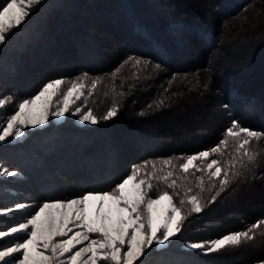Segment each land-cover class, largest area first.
<instances>
[{"label": "trees", "instance_id": "obj_1", "mask_svg": "<svg viewBox=\"0 0 264 264\" xmlns=\"http://www.w3.org/2000/svg\"><path fill=\"white\" fill-rule=\"evenodd\" d=\"M91 2L42 0L18 28L6 34L0 44V97L10 102L0 108V120L12 114L14 103L29 98L50 79L86 80L91 87L98 78L91 95L86 90L71 107V111L92 109L98 123H78V115L70 113L58 122L49 119L43 126L27 129L20 141L0 142V163L26 182L43 169L56 170L58 178L52 173L46 182L50 189L34 192L32 181L16 185L29 192L30 201L39 203L55 186L51 199H69L87 190L107 189L109 182L145 162L151 172L154 162L165 173L174 171L180 193L177 203L185 188H192L189 195L198 194L202 211L194 213L190 204L184 205L187 218L181 232L156 251L153 264L255 261L259 256L246 251V242L211 253L182 246L243 231L264 219V136L250 142L252 162L242 157L241 166L240 159L235 160L238 174H229L223 191L216 178V187H211L207 173L184 174L179 165L188 155L216 146L232 120L264 133V0ZM82 8L113 24L111 36L119 41L115 47L104 42L105 35L92 26L93 18ZM126 29L127 40L121 34ZM129 57L142 58L141 63L136 65ZM46 58L51 61L46 63ZM41 64L47 69H39ZM113 106L118 108L116 116L104 120ZM212 106L220 121L196 129L197 114H206ZM234 145L229 139L222 152L210 159L227 167L240 157ZM167 159L172 168L163 165ZM105 167L111 177L89 176ZM201 175L203 192L197 187ZM256 235L259 252L264 253V227Z\"/></svg>", "mask_w": 264, "mask_h": 264}, {"label": "snow or ice", "instance_id": "obj_2", "mask_svg": "<svg viewBox=\"0 0 264 264\" xmlns=\"http://www.w3.org/2000/svg\"><path fill=\"white\" fill-rule=\"evenodd\" d=\"M42 0H4L0 4V44L6 34L18 28L30 15V9ZM139 65L142 58L129 57ZM127 63V61H126ZM87 74H85L86 76ZM98 80V78H97ZM93 80L91 90L97 85ZM62 78L44 82L29 98L14 103L12 114L0 120V142L8 138L26 135L24 129L36 128L48 123L49 116L60 118L71 110L77 100L84 96L85 85L73 81L64 88ZM10 98L0 97V108L5 107ZM227 107V105H225ZM118 108L110 107L103 116L109 120L116 116ZM80 114V120L97 124L98 118L92 109L82 111L76 107L73 113ZM264 133L253 131L232 120L225 129L224 139L208 150L188 155L179 165L182 173L190 171L207 173L211 187H216L213 178L219 181L220 191L229 183V174L235 176V160L247 157L255 159L249 150L250 142ZM229 139L235 141V151L240 157L222 166L219 159H210L222 152ZM181 159H184L183 157ZM204 164L205 167L200 165ZM163 165L172 168L170 159ZM148 162L134 166L129 174L109 182L107 189L87 190L71 199H46L35 210L14 226L0 230V242L6 237L18 235L12 245L0 244V264H153V255L164 249L173 237L182 230L184 205H191V212L202 211L198 194L189 195L192 188H185L184 196L176 192L177 179L174 171L164 172L152 163V171H146ZM14 177L18 173L0 163V176ZM222 177V178H221ZM187 179V177H184ZM197 187L204 191V176L197 177ZM163 185V189L161 188ZM171 189L172 191H169ZM219 195V192H217ZM215 196L212 197L214 202ZM17 209L26 207L16 204ZM12 208H0V215H7ZM264 227V219L258 220L246 230L234 231L211 241L192 242L186 247L211 253L227 246H239L255 238V231ZM260 264H264L261 261Z\"/></svg>", "mask_w": 264, "mask_h": 264}, {"label": "rangeland", "instance_id": "obj_3", "mask_svg": "<svg viewBox=\"0 0 264 264\" xmlns=\"http://www.w3.org/2000/svg\"><path fill=\"white\" fill-rule=\"evenodd\" d=\"M91 1H94V0H86L87 3H92ZM109 1H111V0H108V1L105 0V2H109ZM110 10H111V8H110ZM81 11L84 14L86 13L87 15H89L90 17L93 18L91 24H92V26H94V28L95 27L99 28V31H101V34L105 35L104 42L109 43L111 48L115 47V45L119 41L115 40V38H113L111 36V29H113V24H110L111 22L107 23L106 21H101L99 19L98 12L92 13V12H90V10H88V8H87V10H84V8H82ZM88 12H90L91 14H88ZM121 34L127 40V38H128L127 29L124 30L123 32H121ZM50 59L51 58H46L45 62L46 63L50 62L51 61ZM42 68H44V70L47 69L46 65L41 64L39 69H42ZM73 81H76L77 83H83L85 85V91L89 90V88H91V87H89V85H87L88 84L87 82H86L87 84L85 83L86 80L80 81L79 79L78 80L76 79V80H71V81H65V85H64L65 90L69 86V84ZM76 102H78V100ZM74 111H75V107L72 111L70 110L68 113H70L71 115H74L73 114ZM84 111H87V110H84ZM65 115L63 117H60V118L49 116V119H52V120L58 122V121L62 120L65 117ZM75 115H78L77 122L83 123V121L80 120V114H75ZM197 118H199L198 120H200V122L199 121L197 122L196 126L198 128H196V129L204 130V129H207V127L210 128L213 123H215V122L217 123L218 121H220L221 115L216 111V107L212 106L206 110V114L198 113ZM27 129H33V128H26V129H24V131L26 132ZM23 137L15 138V139L10 137L6 141L12 143V142L20 141ZM107 168H109V167H107ZM107 168L106 167L102 168L99 173L97 171H95L94 174L91 173L89 176L101 174V176L103 178H109V177H111V170H109L110 168L109 169H107ZM38 170H40V169H38ZM41 171H42V173H41ZM41 171H37V172L41 173L42 175L36 174L35 177L32 176L31 180L27 181L29 183H31L30 181H32L33 190H34V192H37V193L39 190L50 189L49 186L46 185V182L50 181L49 180L50 174H52V173L55 174L56 178H58L57 176L59 175L53 167L52 168L49 167V170L43 169ZM22 177L23 176L20 175L19 173H18V175L14 176V177H9L6 175L0 176V199L1 198L5 199V200H2L0 202V208H9L10 207L13 209V211L9 212L7 215H0V230L7 229L10 226H14L20 222H24L25 219L35 210L36 206L43 202V201H40L39 203H36L35 201L34 202L30 201V196H28L30 194H26L29 192L26 191L24 193V191L22 189H18L16 187V185H18L19 183H27L25 181V179L22 180ZM14 183H15V186H14ZM42 183L46 187H43ZM55 187H57V186H55ZM55 187L52 189L53 191L56 189ZM22 191H23V193H22ZM53 191L52 192L50 191V193H53ZM50 193H48V195H47V193H45L44 199H49V198L51 199L52 196L50 195ZM76 197H78V196H76ZM76 197H72V198H76ZM69 199H71V198H69ZM16 204H23L26 207L17 209L15 207ZM245 204L248 207H252L250 202H248V203L245 202ZM19 238L20 237L18 235L6 237V238H4V240L2 242H0V244H2L4 247L10 246ZM259 239H260L259 235H256L252 241H245L246 243L244 246H246V245L248 246L246 251L247 252L251 251L252 253H257V256H259L258 259H256L255 261H253L249 264H260L261 261H264V253L259 252L260 251V247H258V242H260ZM187 244H190V243H187ZM187 244L183 245L182 248L183 249H191L189 247H186ZM194 250H198V249H194ZM200 251H202V250H200ZM202 252H204V251H202ZM102 264H103V262H102ZM184 264H188V263L185 262Z\"/></svg>", "mask_w": 264, "mask_h": 264}]
</instances>
